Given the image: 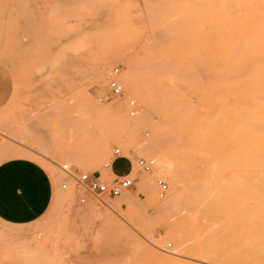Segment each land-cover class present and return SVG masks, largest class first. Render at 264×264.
I'll use <instances>...</instances> for the list:
<instances>
[{
    "label": "rangeland",
    "instance_id": "rangeland-1",
    "mask_svg": "<svg viewBox=\"0 0 264 264\" xmlns=\"http://www.w3.org/2000/svg\"><path fill=\"white\" fill-rule=\"evenodd\" d=\"M260 23L264 0H0V163L34 160L55 186L34 223L0 221V264H229L248 205L232 206L216 45ZM83 173L134 186L99 200Z\"/></svg>",
    "mask_w": 264,
    "mask_h": 264
},
{
    "label": "bare ground",
    "instance_id": "bare-ground-1",
    "mask_svg": "<svg viewBox=\"0 0 264 264\" xmlns=\"http://www.w3.org/2000/svg\"><path fill=\"white\" fill-rule=\"evenodd\" d=\"M237 27L239 29L219 28L216 46L221 67L217 68V73L222 79L230 75V83L212 96L214 104L222 107L219 110L221 122L229 130L228 141L233 147L231 166L243 178L233 175L232 206L248 205L246 212L237 216L240 238L228 261L229 264H263L264 23ZM252 170L254 175L250 173ZM100 178L107 181L102 175ZM105 196L109 197H102ZM242 249L247 255L240 252Z\"/></svg>",
    "mask_w": 264,
    "mask_h": 264
},
{
    "label": "crops",
    "instance_id": "crops-1",
    "mask_svg": "<svg viewBox=\"0 0 264 264\" xmlns=\"http://www.w3.org/2000/svg\"><path fill=\"white\" fill-rule=\"evenodd\" d=\"M0 89L6 90L3 84ZM1 92L0 107L6 98ZM54 190L52 177L38 162L12 158L0 163V221L13 226L34 223L46 214Z\"/></svg>",
    "mask_w": 264,
    "mask_h": 264
},
{
    "label": "built area",
    "instance_id": "built-area-1",
    "mask_svg": "<svg viewBox=\"0 0 264 264\" xmlns=\"http://www.w3.org/2000/svg\"><path fill=\"white\" fill-rule=\"evenodd\" d=\"M115 75L120 73V68L115 67L113 70ZM108 87L110 90V94L113 96H120L123 93V86L119 82L118 79L113 78L109 81ZM121 151L119 148L115 149V154H120ZM137 166L141 168L144 172H151L152 168L150 163H148L145 159H139L137 161ZM135 179L125 177L123 179L112 180L110 183L107 181H103L100 176H94L89 173L81 174L80 178L77 179L79 186L86 189L89 193L94 195L97 198H102V196L107 195L109 197H118L122 194L124 190L131 189L134 186ZM158 185L160 188L159 195L160 197H164L168 191V184L163 180H158ZM67 184L63 185V188H66ZM81 203L86 201L85 197L80 198ZM169 246H171L169 244Z\"/></svg>",
    "mask_w": 264,
    "mask_h": 264
}]
</instances>
